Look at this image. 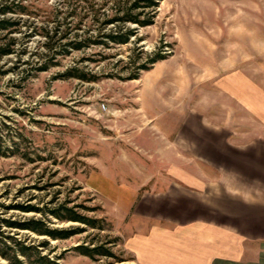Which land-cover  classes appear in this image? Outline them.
I'll use <instances>...</instances> for the list:
<instances>
[{
	"label": "rangeland",
	"instance_id": "obj_1",
	"mask_svg": "<svg viewBox=\"0 0 264 264\" xmlns=\"http://www.w3.org/2000/svg\"><path fill=\"white\" fill-rule=\"evenodd\" d=\"M0 21V250L200 264L216 234L184 202L216 180L204 144H264V0H0Z\"/></svg>",
	"mask_w": 264,
	"mask_h": 264
},
{
	"label": "crops",
	"instance_id": "obj_2",
	"mask_svg": "<svg viewBox=\"0 0 264 264\" xmlns=\"http://www.w3.org/2000/svg\"><path fill=\"white\" fill-rule=\"evenodd\" d=\"M204 147L203 154L218 161L216 180L204 178L199 202L191 196L184 204L188 215L204 218L202 226L212 228L216 238L211 236L210 241L204 242L206 249L200 258L192 256L193 259H201L200 264H264V144L238 149L225 141L211 139ZM240 178L248 180L247 188L234 185L233 180ZM218 229L222 231V239L218 237ZM226 231L233 237L229 248L225 246ZM245 245L247 251L252 250L249 253L253 252V257L245 254Z\"/></svg>",
	"mask_w": 264,
	"mask_h": 264
},
{
	"label": "trees",
	"instance_id": "obj_3",
	"mask_svg": "<svg viewBox=\"0 0 264 264\" xmlns=\"http://www.w3.org/2000/svg\"><path fill=\"white\" fill-rule=\"evenodd\" d=\"M5 8H3L4 11H6ZM119 20L133 21L141 25L146 24V22H144L143 20H139L138 17L136 16H125L119 18ZM2 26H4L3 21H0V28H2ZM129 33L130 31L127 32V34ZM124 36H126V34ZM111 38L113 40L117 39L114 36H111ZM125 39L126 38L124 37L121 41H124ZM6 46H8V44H6ZM8 52H9V48H2V47L0 48V54H7ZM66 211H68L69 214L66 215L65 217L61 216L58 212L55 211L54 214L56 217L61 219L70 218L76 221L87 223L89 225H93V222L90 219L83 216H79L67 208ZM16 225L19 226L20 228L30 229L40 234H47L53 238H61L73 233V231L49 229L46 226H44V224L40 220H34V219H28L27 221L21 222L20 224H16ZM12 240L14 243L13 246L4 244L5 248L11 250L10 253H8L7 251L0 250V255L4 257L9 262V264H57V262L50 259L46 255L40 254V252L36 249V247L32 245H25L22 242L16 241L15 239ZM84 253L89 254L87 250L84 251Z\"/></svg>",
	"mask_w": 264,
	"mask_h": 264
}]
</instances>
